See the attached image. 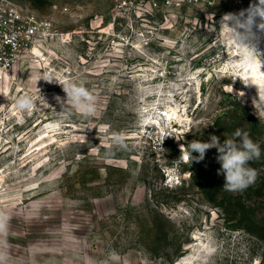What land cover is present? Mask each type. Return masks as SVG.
<instances>
[{
  "label": "rangeland",
  "instance_id": "1",
  "mask_svg": "<svg viewBox=\"0 0 264 264\" xmlns=\"http://www.w3.org/2000/svg\"><path fill=\"white\" fill-rule=\"evenodd\" d=\"M13 1L52 31L0 70L2 264H264V76L243 82L252 53L220 25L255 0L168 12L138 0L124 15L112 0ZM48 76L82 81L95 114L62 109ZM25 94L31 112L15 108ZM236 129L262 155L255 183L229 192L216 149L200 162L182 153Z\"/></svg>",
  "mask_w": 264,
  "mask_h": 264
},
{
  "label": "clouds",
  "instance_id": "2",
  "mask_svg": "<svg viewBox=\"0 0 264 264\" xmlns=\"http://www.w3.org/2000/svg\"><path fill=\"white\" fill-rule=\"evenodd\" d=\"M220 25H226L228 29L225 34V42L233 41L241 49L252 53V58L259 56L253 41L256 40L259 33H264V0H255L249 4L248 8L242 9L238 13L225 14ZM42 79L49 83L55 81L62 87L66 94V100L56 97L62 109L67 106L69 109L78 111L85 118L95 114V96L82 81L71 79L61 83L50 76ZM243 82L245 84L252 83L251 81ZM6 98L8 99V97ZM14 104L16 110L20 112H31L37 107L34 98L28 94L16 97ZM113 143L124 147L123 141L118 135L114 138ZM184 148L185 151L182 155L190 159L191 162L193 160L203 161L208 150H217L216 160L220 165L217 175L224 176L223 187L226 191L242 192L257 180L258 171L249 165L250 162L261 158V146L259 142L250 138L247 131L236 129L232 136L226 138L223 143L215 135H212L208 142L193 140ZM192 153H198V155L193 156ZM8 220V215L0 212V237L6 236ZM2 244H4V240L0 239V245ZM4 260H6V255L0 251V264Z\"/></svg>",
  "mask_w": 264,
  "mask_h": 264
},
{
  "label": "built area",
  "instance_id": "3",
  "mask_svg": "<svg viewBox=\"0 0 264 264\" xmlns=\"http://www.w3.org/2000/svg\"><path fill=\"white\" fill-rule=\"evenodd\" d=\"M138 0H112L113 11L124 15L142 9ZM149 8L168 12L180 9L185 3L197 4L213 0H147ZM52 31V20L25 9L13 0H0V69L11 70L21 55L35 43L36 39Z\"/></svg>",
  "mask_w": 264,
  "mask_h": 264
},
{
  "label": "bare ground",
  "instance_id": "4",
  "mask_svg": "<svg viewBox=\"0 0 264 264\" xmlns=\"http://www.w3.org/2000/svg\"><path fill=\"white\" fill-rule=\"evenodd\" d=\"M253 42H257V43L260 44V47L257 49V51L259 53L264 52V33H259L258 37L256 38V40L253 41ZM34 50L39 52V50L37 48H34ZM258 62H259L258 59L255 57L253 59V62L250 63V68H249V70L247 72V78H248L247 80L251 81L252 83H254V81L260 83L262 76H264V64L262 65L261 63H258ZM166 114H167V112H166ZM167 115L169 116V119H170L171 118V116H170L171 114L168 112Z\"/></svg>",
  "mask_w": 264,
  "mask_h": 264
}]
</instances>
